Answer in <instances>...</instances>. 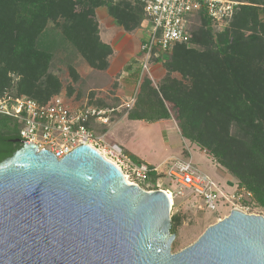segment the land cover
Here are the masks:
<instances>
[{"label": "trees", "instance_id": "trees-1", "mask_svg": "<svg viewBox=\"0 0 264 264\" xmlns=\"http://www.w3.org/2000/svg\"><path fill=\"white\" fill-rule=\"evenodd\" d=\"M235 1L242 5L224 29L205 11L192 17L190 43L176 45L162 61L166 74L158 88L143 80L128 118L156 122L173 112L182 137L205 150L264 210V0ZM100 8L125 32L146 21L137 0H0V100L15 92L46 104L61 94L51 65L67 45L92 69L107 71L114 51L100 36ZM70 74L80 79L73 66ZM19 127L0 115V163L22 147L15 142ZM150 177L159 190L166 174L152 170ZM171 217L175 234L181 219L173 209Z\"/></svg>", "mask_w": 264, "mask_h": 264}, {"label": "water", "instance_id": "water-1", "mask_svg": "<svg viewBox=\"0 0 264 264\" xmlns=\"http://www.w3.org/2000/svg\"><path fill=\"white\" fill-rule=\"evenodd\" d=\"M0 163V264H264V215L233 209L172 252V203L96 149L62 159L26 140Z\"/></svg>", "mask_w": 264, "mask_h": 264}, {"label": "rangeland", "instance_id": "rangeland-1", "mask_svg": "<svg viewBox=\"0 0 264 264\" xmlns=\"http://www.w3.org/2000/svg\"><path fill=\"white\" fill-rule=\"evenodd\" d=\"M97 18L100 36L102 33L101 39L103 37L106 42L112 43L114 52L110 57V67L104 72L96 71L71 46L60 48L55 53L51 65V72L63 84V90L58 96L73 107H98L97 104L103 102L111 109H118L114 114L115 122L109 131L108 141L121 146L125 152L151 167L160 168L161 173L166 174L163 167L168 158H193L195 165L201 166L209 173L227 196L240 193L241 187L235 177L217 165L205 150L182 137L173 112L168 120H129L130 110H126L123 105L132 98L137 100L140 85L145 78L151 79L154 87L160 86L166 74L162 63L165 59L154 58L150 74L143 73L141 45L146 39L147 22L144 21L141 28L129 33L116 24L106 8L97 10ZM195 23L196 21H193V25ZM71 66L75 67L80 75L77 82L71 77ZM4 99H16L15 92L6 95ZM96 131L100 134L104 132L101 127H96ZM161 188L173 194V213L181 219V225L175 233L173 253H178L195 243L210 226L223 220L236 207L247 214L264 215V210L258 207L253 197H246L240 202L226 201L217 211L212 212L205 207L202 200L195 197L191 189L176 185L167 175Z\"/></svg>", "mask_w": 264, "mask_h": 264}, {"label": "built area", "instance_id": "built-area-1", "mask_svg": "<svg viewBox=\"0 0 264 264\" xmlns=\"http://www.w3.org/2000/svg\"><path fill=\"white\" fill-rule=\"evenodd\" d=\"M137 1L143 4L148 26V37L141 45L142 71L148 74L154 57L167 59L176 45L190 43V25L194 15L205 11L214 25L224 29L235 9L242 5L235 0ZM135 101L132 98L123 107L131 110ZM116 110L118 111L88 105L73 107L60 96L52 98L46 104H40L27 96L0 100V115L20 124L21 140L52 152L58 159L64 158L79 146L88 145L114 163L130 184L138 185L146 191H154L155 185L151 181L150 172H159L160 168L151 169L145 162L134 161L121 146L108 141L109 131L114 124L111 118ZM96 127L105 128L106 131L100 134ZM163 168L170 180L182 188L191 189L195 197L202 200L212 212L217 211L226 201L240 202L246 197H253L245 188H241L238 194L227 196L212 177L198 169L191 158H168ZM159 190L173 195L169 190Z\"/></svg>", "mask_w": 264, "mask_h": 264}, {"label": "crops", "instance_id": "crops-1", "mask_svg": "<svg viewBox=\"0 0 264 264\" xmlns=\"http://www.w3.org/2000/svg\"><path fill=\"white\" fill-rule=\"evenodd\" d=\"M147 29H148V26H147ZM147 34H148V30H147V33H146V39H147ZM101 36H102V33H101ZM102 39H103V37H102ZM145 39V40H146ZM103 41L104 42H106L104 39H103ZM106 43H108V44H112L111 42H106ZM112 46V45H111ZM192 160H193V158H192ZM193 162H194V160H193ZM217 164V163H216ZM218 165V164H217ZM220 166V165H219ZM198 167V169L200 170V171H202V172H204V173H206L207 175H209L210 177H211V175L209 174V173H207L201 166H197ZM223 168V167H222ZM224 169V168H223Z\"/></svg>", "mask_w": 264, "mask_h": 264}, {"label": "bare ground", "instance_id": "bare-ground-1", "mask_svg": "<svg viewBox=\"0 0 264 264\" xmlns=\"http://www.w3.org/2000/svg\"><path fill=\"white\" fill-rule=\"evenodd\" d=\"M169 195V197H170V201H171V203H173V196L171 195V194H168Z\"/></svg>", "mask_w": 264, "mask_h": 264}]
</instances>
